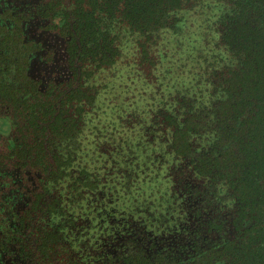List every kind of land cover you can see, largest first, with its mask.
<instances>
[{
	"label": "trees",
	"instance_id": "16d2710c",
	"mask_svg": "<svg viewBox=\"0 0 264 264\" xmlns=\"http://www.w3.org/2000/svg\"><path fill=\"white\" fill-rule=\"evenodd\" d=\"M13 1L0 256L264 264V0Z\"/></svg>",
	"mask_w": 264,
	"mask_h": 264
},
{
	"label": "rangeland",
	"instance_id": "374dc122",
	"mask_svg": "<svg viewBox=\"0 0 264 264\" xmlns=\"http://www.w3.org/2000/svg\"><path fill=\"white\" fill-rule=\"evenodd\" d=\"M12 131V127H11V123L10 120L8 118H0V133L7 137L11 134ZM31 177V176H30ZM19 181L21 182H17V186L16 188L12 187L11 189V195L8 197L7 199V203H6V207L7 208H24L25 205L28 202V198L26 196V189L28 188V186L24 185V180L22 178L19 179ZM30 181L32 182V180L30 179ZM8 264H13L15 261V259H11L7 261Z\"/></svg>",
	"mask_w": 264,
	"mask_h": 264
},
{
	"label": "flooded vegetation",
	"instance_id": "af4514ba",
	"mask_svg": "<svg viewBox=\"0 0 264 264\" xmlns=\"http://www.w3.org/2000/svg\"><path fill=\"white\" fill-rule=\"evenodd\" d=\"M2 1H6V0H0V3L2 2ZM8 2H9V4L10 5H13V0H7ZM40 25H39V21H38V18H36L35 20H34V27H39ZM11 259H15V261L16 262H14L13 264H25L26 262L24 261V260H21L20 259V257L18 256V255H14L13 257H8L7 255L5 256V255H1L0 256V264L1 263H6V264H8V260H11Z\"/></svg>",
	"mask_w": 264,
	"mask_h": 264
}]
</instances>
